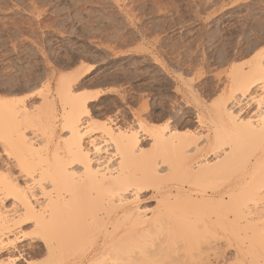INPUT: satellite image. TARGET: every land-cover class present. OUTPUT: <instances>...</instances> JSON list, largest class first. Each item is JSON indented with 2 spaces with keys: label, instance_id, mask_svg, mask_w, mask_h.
Wrapping results in <instances>:
<instances>
[{
  "label": "bare ground",
  "instance_id": "1",
  "mask_svg": "<svg viewBox=\"0 0 264 264\" xmlns=\"http://www.w3.org/2000/svg\"><path fill=\"white\" fill-rule=\"evenodd\" d=\"M258 57L251 71L234 67L213 111L197 94L196 129H184L194 113L177 111L162 127L152 116L86 127L105 90L75 89L94 66L68 73L57 88L64 141L48 151L26 130L47 108L0 95V264H264Z\"/></svg>",
  "mask_w": 264,
  "mask_h": 264
},
{
  "label": "rangeland",
  "instance_id": "2",
  "mask_svg": "<svg viewBox=\"0 0 264 264\" xmlns=\"http://www.w3.org/2000/svg\"><path fill=\"white\" fill-rule=\"evenodd\" d=\"M259 54L264 0H0V95L47 108L46 125L25 126L43 151L57 135L64 141L57 88L68 73L94 66L75 89L105 90L86 127L119 119L138 128L150 116L149 126L162 127L187 112L184 129H196L197 94L213 111L234 89V67L253 70Z\"/></svg>",
  "mask_w": 264,
  "mask_h": 264
}]
</instances>
